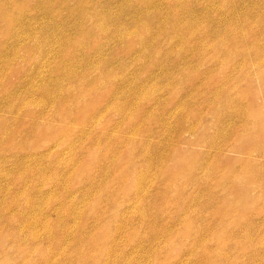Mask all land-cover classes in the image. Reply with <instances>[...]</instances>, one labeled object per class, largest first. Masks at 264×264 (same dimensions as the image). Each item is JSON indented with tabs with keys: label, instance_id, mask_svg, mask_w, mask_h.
Here are the masks:
<instances>
[{
	"label": "rangeland",
	"instance_id": "obj_1",
	"mask_svg": "<svg viewBox=\"0 0 264 264\" xmlns=\"http://www.w3.org/2000/svg\"><path fill=\"white\" fill-rule=\"evenodd\" d=\"M220 252L264 264V0H0V264Z\"/></svg>",
	"mask_w": 264,
	"mask_h": 264
},
{
	"label": "bare ground",
	"instance_id": "obj_2",
	"mask_svg": "<svg viewBox=\"0 0 264 264\" xmlns=\"http://www.w3.org/2000/svg\"><path fill=\"white\" fill-rule=\"evenodd\" d=\"M222 252H220L219 254H218V257L216 258V262L217 263H219V264H222V260H223V256H222ZM212 261H214V260H212ZM211 264H213V262H211Z\"/></svg>",
	"mask_w": 264,
	"mask_h": 264
}]
</instances>
